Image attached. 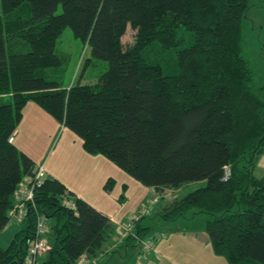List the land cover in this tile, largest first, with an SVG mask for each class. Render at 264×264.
Instances as JSON below:
<instances>
[{"label":"trees","instance_id":"obj_1","mask_svg":"<svg viewBox=\"0 0 264 264\" xmlns=\"http://www.w3.org/2000/svg\"><path fill=\"white\" fill-rule=\"evenodd\" d=\"M251 2L0 0V100L7 99L0 103V233L18 206L17 188L36 169L9 142L33 103L59 124L57 134L69 130L86 153L144 188L205 182L156 217L161 201L153 206L124 239L133 248L157 228L204 215L185 231L204 232L228 264H264V176H255L264 155V79L243 27ZM127 28L134 36L124 44ZM65 30L89 47L87 62L106 64L96 82L66 83L70 56L57 49ZM65 192L75 211L63 206ZM25 208L0 264H25L37 214L49 228L37 264L95 260L115 233L106 214L53 178Z\"/></svg>","mask_w":264,"mask_h":264},{"label":"rangeland","instance_id":"obj_2","mask_svg":"<svg viewBox=\"0 0 264 264\" xmlns=\"http://www.w3.org/2000/svg\"><path fill=\"white\" fill-rule=\"evenodd\" d=\"M243 27L252 46L251 53L254 63L256 64L260 76L264 79V0H252L246 13ZM133 36L134 32L130 28H127L122 40L123 43H129L133 39ZM57 49L70 56V66L66 76V83L68 85L72 84L78 78H80L82 84L94 83L106 69V64L104 62H87V59L90 58L89 47L82 44L81 41L75 39L70 30H65L63 32L62 36L58 40ZM1 102H7V99L0 100V103ZM42 112L45 113L43 110ZM74 137L78 139L74 134H72V132L64 128L59 134L54 136V140L52 141V145L50 147L51 150L49 151L44 163L45 168H54V171L59 173L64 178H66V176L69 177L71 174L72 176L70 181L78 186V188L80 187L84 194L92 196L93 200L97 202L103 211L109 213L111 216L117 214L121 219H132L141 212L143 206L149 199H153L155 197L161 201L158 207L152 209L153 212L150 210V213L152 212L151 216L156 217V215L160 213L161 207L166 203L171 202L175 198L184 197L186 194L205 186V182L188 183L183 185V187L179 190H165L161 193L155 192L151 196L149 195L146 197L147 199H145L142 203L148 191L146 188H142L141 190L137 189L140 184L118 169L111 162L101 156H94L86 153L81 144H74ZM22 138L25 139L26 145L32 150V147L29 146V139L32 141L31 131H23ZM57 141H59V143L57 147H55ZM61 144L63 145L61 146ZM61 160L65 161V163L63 164ZM98 176H103V182L100 183V185L102 184L101 186H97L99 182ZM255 176L258 179L264 176V155L257 163ZM80 177L82 178L79 179ZM84 177H86V179H84ZM108 180H111L112 184L109 185L110 189L105 190L104 186ZM204 218V215H200L199 217L197 216L194 221L179 220L177 223H168L166 225L167 227L163 230L167 231V229L175 228L181 229L184 232L182 234H188L185 233V229L188 225L194 223L202 225ZM13 220L16 224L21 222L15 218ZM122 225H124V223L119 226L118 234L120 233V227ZM156 230H158V232L155 235H160L161 233L160 236L162 237V232L159 233L158 228ZM169 234L170 232L167 231L166 235ZM11 237L12 235L4 241V244L9 243ZM144 239H138L140 240L139 243ZM152 240L147 242L145 245H141V247H137L138 252L136 251L135 253L137 258L139 256L140 258H146L148 251L153 249V245L150 244ZM165 241L168 242L167 239ZM165 241L164 243H166ZM180 242L179 246L181 250H178L181 251V253L175 256V258H177L176 260L173 258V247H170L168 253L163 254L165 258L162 257L160 259V263L157 264H171L175 262L176 264H228L225 258L216 256L212 252L211 245L204 232L189 234L184 239H180ZM122 243H124V239H122L119 245L113 244L112 247L105 248V250H103L104 253L102 252L101 256L95 260H89L84 257V262H88V264H120L116 262L119 256L125 258L124 253L121 251ZM128 245L131 248L129 243ZM114 254H116L115 257ZM42 255H44V253L37 258V261H39V258ZM125 261L126 264H133V254H130Z\"/></svg>","mask_w":264,"mask_h":264},{"label":"crops","instance_id":"obj_3","mask_svg":"<svg viewBox=\"0 0 264 264\" xmlns=\"http://www.w3.org/2000/svg\"><path fill=\"white\" fill-rule=\"evenodd\" d=\"M58 129H59V124L55 120H53L46 113H43L42 110L39 107H37L35 104L28 103L25 106V108L23 109L22 120H21L17 130L14 133L13 145L19 151H21L23 154L28 156L33 161L35 167L38 166L40 163H43V165H44L46 157H47L49 151L51 150L50 147L52 145V141L54 140V136L57 134ZM25 130H30L32 133V141L29 139V146L32 147V150L26 145L25 139L22 138V132ZM63 136H64V134H63ZM59 141H60V139H59ZM59 141L56 142L55 147H57ZM73 141H74L75 145L81 144V146H82V143L79 139L75 138ZM62 145L63 144H61V146ZM61 162L63 164L65 163V161H63V160H61ZM44 168H45V165H44ZM45 171H46V175L48 178H53V179L58 180L62 185H64V187L67 191L71 192L74 195V197L89 203L95 209L106 214L110 218V220L114 226V229H115L114 232L115 233L110 238V240L105 244L103 250H105V248H107V247H112L113 244L119 245V243H121L122 239H120V235L118 234V232H119L118 228L121 224L125 223L128 219H121L117 214L114 216H111L109 213L104 212L103 209L97 204V202L95 200H93L92 196H88L87 194H84L80 187L78 188V186H76L75 184H73L70 181L72 175L69 172L68 173L70 174V176L69 177L66 176V178H64L59 173L54 171V168H51V167H49V169L45 168ZM73 172H72V174H73ZM81 178L82 177H80L79 179H81ZM84 179H86V177H84ZM98 180H99V182H98L97 186H99L100 183L103 182V176H98ZM84 183H90V182H84ZM142 188H144V187H141V185H138V187H137V189H139V190H141ZM146 190H148V191H147V194H146L144 200L142 201V203L145 201V199H147L146 197H148L149 195L151 196L152 194L155 193V191L152 189L146 188ZM13 219L14 218L10 219V221L7 224V226L5 227V229L0 233V248H6L10 244V241H11L12 237L14 236V234L19 229V224H16ZM172 229H167V231L170 232L169 235H166L167 231L163 230V233H162L163 236L162 237L160 236L161 233H160V235H155L153 237L154 234H157L158 230L151 231L147 234L146 239L141 241L138 245V247H141V245H145L147 242H150V240L153 239L152 242L150 243L151 245H153V249L151 251H148L146 258H140V256L137 258L135 256V253L138 250L137 247L133 248L131 245V248H130L128 243L124 241V243L121 244V247H122L121 251L124 253L125 258H123L122 256H119V258L116 260V262L120 263V264H126L125 259L128 258L130 256V254H133V257H134L133 264H157V263H160V259L162 257L165 258V256H163V254L168 253L170 247H173V253H174L173 258L176 260L177 258H175V256L177 254L181 253V251L178 250V249H180V246H179V244L181 243L180 239H182V238L184 239L187 235L194 234V233L185 232L188 234H182L184 232L181 229H176V230H174L175 228H172ZM160 231H162V230H159V232ZM10 235H12V237H11L9 243L4 244V241ZM166 239L168 240V242L165 241ZM164 241L166 243H164ZM131 251H133V252H131ZM115 256H116V254H114V257ZM171 264H176V262L171 263Z\"/></svg>","mask_w":264,"mask_h":264},{"label":"built area","instance_id":"obj_4","mask_svg":"<svg viewBox=\"0 0 264 264\" xmlns=\"http://www.w3.org/2000/svg\"><path fill=\"white\" fill-rule=\"evenodd\" d=\"M13 140L14 138L12 136L9 139V142L13 143ZM227 175L228 172L226 173V176ZM46 178L47 175L44 170V165L43 163H40L38 166H36L32 176L25 177L23 179L15 193L16 200L18 201V206L15 211V219L22 221L25 218L27 213L25 205L30 204L31 208H34V191L42 185ZM158 202V198L154 197L153 199H149L138 215L132 219H128L124 225L120 227V239H125L130 235L134 236L133 229L135 223L141 217L148 215L152 207L157 205ZM62 204L68 210H76L74 198L71 197L67 192H65L62 196ZM48 232L49 228L46 216L44 214H37L35 222V235L34 238L28 243L25 264H37V258L48 250L46 238ZM79 263L88 264V262H84L83 258L79 261Z\"/></svg>","mask_w":264,"mask_h":264},{"label":"bare ground","instance_id":"obj_5","mask_svg":"<svg viewBox=\"0 0 264 264\" xmlns=\"http://www.w3.org/2000/svg\"><path fill=\"white\" fill-rule=\"evenodd\" d=\"M9 216H10L11 218H15V211L13 210L11 213H9Z\"/></svg>","mask_w":264,"mask_h":264}]
</instances>
